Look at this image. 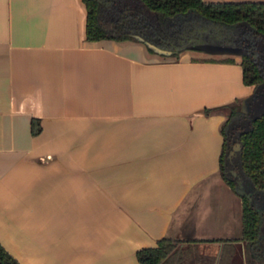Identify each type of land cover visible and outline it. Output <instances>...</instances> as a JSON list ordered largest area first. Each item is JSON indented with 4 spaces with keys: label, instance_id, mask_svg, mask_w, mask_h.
I'll return each instance as SVG.
<instances>
[{
    "label": "crops",
    "instance_id": "obj_1",
    "mask_svg": "<svg viewBox=\"0 0 264 264\" xmlns=\"http://www.w3.org/2000/svg\"><path fill=\"white\" fill-rule=\"evenodd\" d=\"M87 14L0 0L1 245L20 264H142L164 238L240 239L221 156L228 107L256 90L241 60L92 42Z\"/></svg>",
    "mask_w": 264,
    "mask_h": 264
},
{
    "label": "trees",
    "instance_id": "obj_2",
    "mask_svg": "<svg viewBox=\"0 0 264 264\" xmlns=\"http://www.w3.org/2000/svg\"><path fill=\"white\" fill-rule=\"evenodd\" d=\"M87 9L86 37L96 42L103 39L118 42L135 41L147 43L172 52L179 58L182 52L201 43L227 44L223 35L230 34L229 45L243 48L241 65L243 80L248 86L264 83V61L260 52L240 39L242 28H251L253 34L264 38V2H205L204 0H83ZM142 38V39H140ZM218 39V40H217ZM228 45V44H227ZM242 116L239 105L231 107V113L223 126L225 136L221 156V171H224L228 149V126ZM33 133L41 130L33 121ZM242 150L241 167L258 189L264 190V113L255 117L250 128L240 133ZM226 182L235 188V183L223 173ZM262 220L244 199V237L254 242L258 239ZM181 242L164 238L157 247L138 251L142 264H175L182 249ZM0 264H20L0 243Z\"/></svg>",
    "mask_w": 264,
    "mask_h": 264
},
{
    "label": "flooded vegetation",
    "instance_id": "obj_3",
    "mask_svg": "<svg viewBox=\"0 0 264 264\" xmlns=\"http://www.w3.org/2000/svg\"><path fill=\"white\" fill-rule=\"evenodd\" d=\"M255 87L256 90L254 95L249 99L248 108L243 103L240 104L239 108L242 116L234 119L228 126V149L225 156V168L222 172V176L224 173L229 180L235 183V188L230 186L242 198L243 235L240 239H226L216 244H214L216 241H211L209 244H180L182 253L175 264H264V190L254 186L251 179L243 171L240 159L242 150V143L240 141L241 131L249 129L251 121L264 113V111L257 115H253L252 113L257 104L254 103L255 100L264 97V83ZM239 145L240 148H238ZM238 190L244 194H240ZM244 199H247L252 204L262 220L258 239L254 242L244 237ZM239 244L242 245L241 263H238L236 259V245ZM211 248L220 249L219 255H215Z\"/></svg>",
    "mask_w": 264,
    "mask_h": 264
},
{
    "label": "rangeland",
    "instance_id": "obj_4",
    "mask_svg": "<svg viewBox=\"0 0 264 264\" xmlns=\"http://www.w3.org/2000/svg\"><path fill=\"white\" fill-rule=\"evenodd\" d=\"M248 28V27H247ZM247 28H242L241 32H240V39H244L246 41V45H250V46H253L255 49H257L258 53L260 52V56L262 55L263 56V60H264V38L261 39L260 37L256 36L253 34V30L251 28H249V30L247 31ZM252 30V31H251ZM224 38L222 39H225V43H227L228 45L230 43L233 42L232 40V36L230 34H227V35H223ZM218 40V39H217ZM211 44H218V43H213L215 42L214 39L211 40ZM226 44V45H227ZM225 45V44H223ZM231 46V45H229ZM240 60H241V57H238ZM264 65V64H263ZM252 101V100H251ZM254 103H257L256 104V107L254 108V110L252 111L253 115H257L261 112L264 111V97L258 99V100H255ZM229 111L231 112V106L228 107ZM207 248H209V246H207ZM236 259H237V262L238 263H241V260H242V245H236ZM211 250L213 251V253L215 255H219L220 253V249H214V248H211Z\"/></svg>",
    "mask_w": 264,
    "mask_h": 264
},
{
    "label": "water",
    "instance_id": "obj_5",
    "mask_svg": "<svg viewBox=\"0 0 264 264\" xmlns=\"http://www.w3.org/2000/svg\"><path fill=\"white\" fill-rule=\"evenodd\" d=\"M142 39V38H140ZM142 43V42H141ZM145 44V43H144ZM147 45V43L145 44ZM150 47L154 50V52L158 54H162L168 57H171L172 52L161 49L158 47H155L151 44H149ZM187 51V50H186ZM190 51L197 52V53H202L204 55H209L213 56L216 58L223 57V56H229V57H241L243 53V48L239 46H229V45H222V44H211V43H201V44H196L193 46V49ZM248 103L249 99H245L243 101V104L246 108H248ZM240 148V145L239 147ZM240 194H244L242 191L238 190Z\"/></svg>",
    "mask_w": 264,
    "mask_h": 264
}]
</instances>
